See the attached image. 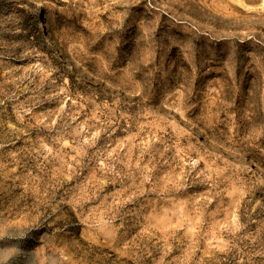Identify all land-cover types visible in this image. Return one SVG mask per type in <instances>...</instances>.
Returning <instances> with one entry per match:
<instances>
[{
	"label": "rangeland",
	"instance_id": "rangeland-1",
	"mask_svg": "<svg viewBox=\"0 0 264 264\" xmlns=\"http://www.w3.org/2000/svg\"><path fill=\"white\" fill-rule=\"evenodd\" d=\"M254 167L264 0H0V264H264Z\"/></svg>",
	"mask_w": 264,
	"mask_h": 264
},
{
	"label": "bare ground",
	"instance_id": "bare-ground-1",
	"mask_svg": "<svg viewBox=\"0 0 264 264\" xmlns=\"http://www.w3.org/2000/svg\"><path fill=\"white\" fill-rule=\"evenodd\" d=\"M34 22H35V27H36L39 31H41L42 33H44V28H43V25H42L41 22H40V19L37 18ZM44 35H45V34H44ZM46 39H47V43H48V45L52 46V41H51L48 37H46ZM53 47H54L56 53L63 55L60 49H58V48L55 47V46H53ZM70 68H71V66H70ZM245 165H246L245 168H246V169H249L250 165H249L248 163H246ZM254 171L258 174L257 176H258V179H259V180H258L259 183H261V184L264 185V179L261 178V177L259 176L258 168H255V167H254Z\"/></svg>",
	"mask_w": 264,
	"mask_h": 264
}]
</instances>
